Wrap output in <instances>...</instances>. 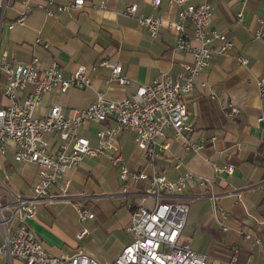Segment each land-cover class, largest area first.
Wrapping results in <instances>:
<instances>
[{"label": "crops", "instance_id": "obj_1", "mask_svg": "<svg viewBox=\"0 0 264 264\" xmlns=\"http://www.w3.org/2000/svg\"><path fill=\"white\" fill-rule=\"evenodd\" d=\"M24 2L32 6L25 24H15L9 29L8 23L23 10ZM71 2L5 0L0 53L6 51L8 58L23 62L36 55L41 67L54 61L64 76L83 66L90 79V85L84 89H70L66 93L53 90L45 95L35 108L38 116L53 104L62 106L64 114L70 115L75 108L89 105L98 92L109 99L130 96L138 85L161 75L175 76L183 63L192 62L190 53L173 48L176 33L168 23L177 20L178 7L168 0H161L157 8L150 5V0H84L80 8L56 9ZM100 2H104L103 8ZM211 2L213 15L209 27L225 32L233 47L226 54L215 56L201 70L184 98L194 125L192 138L205 139V148L199 152L185 150L180 140L172 137V130H167L170 147L151 167L136 147L132 131L119 134L116 142L131 170L157 171L172 180L191 171L212 180L217 204L229 216L226 231L215 222L211 201L202 186L190 185L179 196L189 206L181 240L187 241L194 251L207 255V264H264V92H260L257 84L258 78L264 76V0ZM132 3L137 5L138 14L164 18L156 37L149 36L137 19L123 13L127 4ZM46 9L52 10L53 15L48 16ZM257 29L262 38L254 36ZM37 35L48 42V49L34 44ZM240 55L247 59L246 64L238 62ZM101 60L110 64L120 61L121 73L129 83L121 86L111 81L108 85L110 66L92 67ZM3 85L0 75L2 97ZM6 103L3 97L0 105ZM230 105L239 109L237 115L229 114ZM102 125L89 122L79 133L94 143L95 132ZM212 136L215 138L211 142L208 138ZM7 153L0 158V172L6 175L0 179L11 178L10 190L30 196L31 184L36 179L35 166L14 163ZM211 161L231 164L232 173L214 172ZM176 163L180 164L178 168L174 167ZM11 164L18 172L9 173L7 167ZM65 176L70 181L66 196L51 203H39L35 218L28 222L30 229L54 255L69 256L82 250L99 261L113 260L131 241L126 231L131 212L140 205L146 208L154 205L153 197L145 192L148 181L123 183L106 156L86 158L67 170ZM51 192H57V188ZM75 206L87 208L94 217L81 221ZM83 228L87 232L78 238ZM240 231L250 232L259 242L243 237ZM0 264L8 262L1 258ZM10 264L25 263L12 259Z\"/></svg>", "mask_w": 264, "mask_h": 264}, {"label": "built area", "instance_id": "obj_2", "mask_svg": "<svg viewBox=\"0 0 264 264\" xmlns=\"http://www.w3.org/2000/svg\"><path fill=\"white\" fill-rule=\"evenodd\" d=\"M211 1L187 3V0H168L178 7L177 20L168 23L176 33L173 48L188 52L192 57L191 63L182 64L179 73L175 76L161 75L147 84H140L130 96L120 99H109L98 92L89 105L75 108L70 115L64 114L58 104L51 105L46 113L39 116L34 111L43 97L53 90L66 93L70 89L88 87L90 79L85 67L78 66L64 76L54 61L41 67L36 55L23 62L8 58L6 51L0 53V75L4 79L2 95L7 100L5 105H0V158L11 151L15 162L32 164L36 168L30 196L10 190L5 180L0 179V259L5 258L8 264L12 259L25 264H207V255L194 251L187 241L181 240V229L189 206L179 196L190 185L202 186L211 201L215 222L226 231L229 216L217 204L218 196L212 189V180L191 171H185L172 180L157 171L131 170L119 153L116 140L119 134L132 131L136 147L142 152L146 165L151 167L170 147L167 130H172V137L178 138L185 150L199 152L205 148V139L195 141L192 138L194 125L184 98L192 90L201 70L208 67L215 56L226 54L233 47L225 32L209 27L213 15ZM160 2L150 0V5L157 8ZM83 3L84 0H72L67 6L56 9L80 8ZM99 6L103 8L104 2ZM4 9L5 0H0V27ZM31 9L32 6L24 2L23 10L7 27L11 29L15 24H25ZM123 13L137 19L151 37H156L165 23L161 15L138 14L137 5L133 3L127 4ZM46 14L51 16L53 11L46 9ZM188 27L190 33L186 30ZM254 36L262 38L263 35L257 29ZM34 44L49 48L48 42L40 35L35 37ZM237 60L241 64L247 63L241 55ZM104 65L110 66L108 85L111 81H117L121 86L129 83L121 73L120 61L110 64L101 60L92 67ZM257 84L263 93L264 76L258 78ZM228 109L231 115L239 113L234 105ZM89 122L103 124L95 132L94 143L79 133L80 128ZM214 138L212 136L208 140L212 142ZM98 156L108 157L125 184L129 180H147L145 192L153 197L154 205L151 208L140 205L131 212L126 227L131 241L113 260L99 261L82 250L69 256L54 255L37 239L28 222L35 218L39 203H51L66 196L70 185L69 178L65 176L67 170L86 158ZM179 165L176 163L174 167ZM211 165L218 174H231L233 171L231 164L219 165L211 161ZM52 188H57V192H51ZM75 208L81 221L94 217L87 208ZM86 232L83 228L77 237L81 238ZM240 233L259 242L250 232Z\"/></svg>", "mask_w": 264, "mask_h": 264}, {"label": "rangeland", "instance_id": "obj_3", "mask_svg": "<svg viewBox=\"0 0 264 264\" xmlns=\"http://www.w3.org/2000/svg\"><path fill=\"white\" fill-rule=\"evenodd\" d=\"M0 101L1 102H3V97L0 95ZM8 153H7V155H9V157H10V159H12L13 160V158H12V152H9V151H7ZM14 161V160H13ZM14 163H16L15 161H14ZM8 169H9V173H10V171H14V172H18V169H17V167L16 166H14V164L12 165H10V166H8L7 167ZM7 171V175L9 174L8 173V170H6ZM6 177V175H5V172H3V171H1L0 172V177ZM11 181H12V179L11 178H8V181L7 180H5V182H6V184L9 186V184L11 183Z\"/></svg>", "mask_w": 264, "mask_h": 264}]
</instances>
